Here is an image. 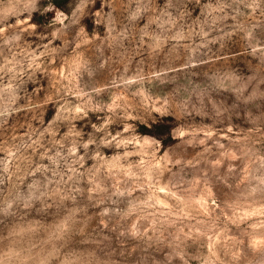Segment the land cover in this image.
<instances>
[{
    "label": "rangeland",
    "instance_id": "374dc122",
    "mask_svg": "<svg viewBox=\"0 0 264 264\" xmlns=\"http://www.w3.org/2000/svg\"><path fill=\"white\" fill-rule=\"evenodd\" d=\"M54 2L67 16L55 12L53 28L61 29L68 39H56L52 47L65 52L45 57L41 55L43 45L53 37L47 35L43 44L33 43L35 37L25 33L45 69L37 73L43 87L35 96L43 107L35 114L21 115L16 135H24L29 127L49 141L53 136L62 140L70 127L82 130L84 140H99L106 134L93 128V124L103 125L108 115L103 111L89 112L91 123L73 121L57 127L53 122L54 109L47 101L58 91L56 77L67 71L66 62L76 55L89 61L93 75L83 74L79 84L88 92L95 89L93 103L109 108L119 105L117 113L127 106L135 117L127 120L130 131H124L118 116L107 125V133L116 136L123 132L125 139H131L151 127L155 138L167 147L150 158L132 155L120 161L127 166L145 159L148 181L124 176L127 185L121 183L119 172L94 177L91 151L79 150L85 159L83 167L56 157L57 167L51 159L56 149L44 155L41 148L33 158L43 162L46 171L38 176H47L50 191L34 201L32 209L14 207L15 216L7 209L0 212V228L14 223L28 234L22 243L32 247L36 259L25 264H57L53 259L57 252L67 258L66 264H264V140L255 145L242 143L248 129L232 116L241 106L264 105V52L252 54L257 44L264 46V30H257L260 35L250 47L244 32L235 28L237 22L248 23L243 17L217 21L214 26L204 23L211 20L208 12L217 0H199V4L196 0H118L115 13L104 8L103 23L95 16L100 0L87 7L80 0H71L69 7H65L68 0ZM180 16L183 20L172 26ZM38 22L43 23V18ZM81 24L88 30L76 31ZM53 28L38 31L50 33ZM93 39L107 42L106 54L90 44ZM73 40L78 43H71ZM105 60L104 68L97 70ZM236 64L247 65L250 74L241 78L233 70ZM225 98L231 102L225 103ZM141 101L154 107L145 111ZM158 101L172 104L174 111L161 116ZM188 114L194 118L185 120ZM247 115L253 117L252 112ZM261 118L264 113L254 119ZM186 131L195 135L189 138ZM11 135L9 131L0 136V144ZM128 150L134 151L132 145ZM101 151L115 163L112 158L125 149ZM151 163L156 165L154 169ZM73 166L76 171L65 176ZM54 171L67 183L60 176L53 178ZM26 183L20 188L25 195ZM113 184L128 187L132 195H113ZM104 188L108 191H101ZM9 191L15 192L10 184L0 186V201ZM73 240L78 247H69Z\"/></svg>",
    "mask_w": 264,
    "mask_h": 264
},
{
    "label": "clouds",
    "instance_id": "9594fccd",
    "mask_svg": "<svg viewBox=\"0 0 264 264\" xmlns=\"http://www.w3.org/2000/svg\"><path fill=\"white\" fill-rule=\"evenodd\" d=\"M199 4V0H196ZM80 3L87 7L89 4L96 5V0H80ZM71 0H68L65 7H69ZM111 9V13H115L118 7V0H100L99 8L97 9L95 16L96 20L103 23L105 12L104 8ZM231 9V13H229ZM244 9V11H241ZM62 10L57 6L54 0H0V136H5L9 131L12 132L10 137L5 138V142L0 144V186L8 183L15 189V192L9 191L7 198L0 201L3 205L0 208V212L4 209L9 210L13 216L17 213L12 212L13 208H20L29 210L33 208L34 201H39L45 197L50 191L49 180L47 176H38V173H44L46 169L43 166V162L39 159H34L40 153V149L44 148V155H47L51 149H56L54 157H51L53 163L59 167V161L55 159L59 157L66 164L84 166L85 159L79 155V150L83 149L85 154L90 151L92 155L89 159L94 160L93 176L99 178L101 175H116L117 172L121 174V183L127 185L128 180L123 179L127 176L136 181L147 182L149 177L148 173L144 171L145 159L150 158L153 153L159 151L167 145L163 140L156 139L154 134L149 131L143 135L133 136L131 139H125L123 132L117 133L116 136H112L107 133V125L116 122V118L119 116L121 122L125 124L124 131H130L127 125V120L131 117L127 106H123L122 112L117 113L116 108L121 107L114 105L109 108L108 105H101L93 103V95L95 89L92 92L85 91L81 88L79 80L83 74H87L89 77L93 75L88 70L89 61L83 58H78L76 55L73 59L66 62L65 67L67 71L60 73L56 77L58 91L52 93L50 103L53 112V122L59 127L61 124L71 125L73 121L87 120L91 123L89 118V112L96 113L99 111L107 112L104 123L101 127H97L93 124V128L97 132L104 131L106 134L99 140L95 137H89L88 140L83 139L82 130L77 131L70 127L69 132L62 138L57 140L55 136L51 140H46L39 130L33 131L29 127L28 131L24 135H16L15 125L20 119L23 113L31 112L37 113V110L42 108L43 105L37 104L35 100L36 94L41 91L43 85L37 76L38 72L44 71L43 61L40 59V55L32 49V45L25 37V33L28 36L35 37L36 41L43 44V39L47 38V35L53 37L52 41L48 44H44V52L41 54L45 57L51 58L54 55H59L65 52V49L57 46L53 48L52 45L56 39L64 40L68 39L66 34H63L61 29L53 28L56 23L55 12ZM91 12V9L89 10ZM196 11L195 8L192 10ZM111 13H107L111 15ZM213 14H215L213 16ZM62 15L67 16L62 12ZM86 15V13H85ZM208 17H212L211 20L206 19L204 23H210L215 25L217 21H226L229 18L237 20V17H243L248 23L240 24L237 22L235 28L243 31L246 40L251 42L260 35L257 31L264 30V0H217L216 5L208 12ZM38 18H43V23L38 22ZM183 20V16L177 17L175 21H172V26ZM123 23V21H121ZM20 25H27V27H20ZM53 28L50 33H44L38 31L39 28ZM80 28H84L87 31V27L84 25H78L76 31ZM71 43H78L73 40ZM93 47H96L99 51L104 49L107 53V42L100 44L97 40L90 41ZM264 52V46L256 45L254 52ZM104 63H100L97 66V70L104 68ZM233 70L236 71L241 78H246L250 74V70L247 65L236 64ZM62 76V79L60 77ZM66 81V83H65ZM31 89V91H30ZM140 95V93H136ZM70 97H74L70 99ZM195 102V101H193ZM228 98H225V103H230ZM160 107L161 116L169 115L170 111H174L172 104H166L164 101L157 102ZM141 106L145 111H151L154 105H145L141 101ZM239 113V116L236 113ZM248 112L253 113V117L247 115ZM264 113V105L260 108L255 106H241L232 112L234 122H237L240 127L248 129V135L241 141H250L255 145L259 140H264V118L254 119L256 116H260ZM34 118L40 119L38 115ZM194 118L191 114L185 115V120ZM175 129H173L174 131ZM195 133L192 131H186L185 136L191 138ZM36 139H33V137ZM175 141L176 137H172ZM183 140V138H180ZM132 145L134 151H129L128 146ZM125 149L122 154L116 155L112 158V163L106 154L102 153V148ZM223 148V145H221ZM32 150L29 152V150ZM149 149L151 151H149ZM132 155H141L142 158L139 165H123L120 161H126ZM132 167L139 168V172H131ZM156 165L151 163V168H155ZM76 168L69 167L68 171L64 173L65 176L68 172H75ZM60 176L58 171L53 172V178ZM60 181H64L60 176ZM27 182V183H26ZM26 183L27 195L20 191L21 186ZM112 187L115 191L113 195H132V190L128 187L121 189L118 185L113 184ZM101 191H108L107 188L101 189ZM107 211V210H106ZM6 229V231H5ZM28 234L21 232L14 223L4 225V228H0V264H25L26 261L36 259V255L33 252L31 246H25L22 241L28 239ZM62 246V242H61ZM77 241L70 242L69 247H78ZM53 259L57 260V264H66V257H61L59 252L55 254ZM85 264V262H82Z\"/></svg>",
    "mask_w": 264,
    "mask_h": 264
}]
</instances>
